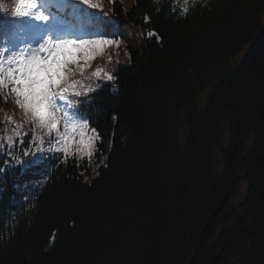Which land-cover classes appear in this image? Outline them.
<instances>
[{
    "label": "trees",
    "instance_id": "obj_1",
    "mask_svg": "<svg viewBox=\"0 0 264 264\" xmlns=\"http://www.w3.org/2000/svg\"><path fill=\"white\" fill-rule=\"evenodd\" d=\"M100 1L145 36L87 110L106 164L0 213V264H264V0Z\"/></svg>",
    "mask_w": 264,
    "mask_h": 264
},
{
    "label": "snow or ice",
    "instance_id": "obj_2",
    "mask_svg": "<svg viewBox=\"0 0 264 264\" xmlns=\"http://www.w3.org/2000/svg\"><path fill=\"white\" fill-rule=\"evenodd\" d=\"M57 3L63 6L69 4L70 0H57ZM81 3L97 7L92 0H81ZM47 4L48 0H41L39 5L37 0H15L12 16L30 19H0V93L11 97L15 106L28 115L29 123L34 128L43 130V134L49 137L47 147L44 145L43 135H33L28 141L19 138L13 141L9 138L8 142L0 144L3 149L0 151V193L4 192L6 173L12 172L17 165L18 174H31L46 181L54 160L66 163L69 156L74 155L71 146L75 133L78 128L87 129L91 119L87 109L95 98L89 96L88 92L95 90L81 92L76 83H68L66 76L74 71L68 65L77 64L82 74L88 61L93 58L88 55L89 47L101 48L114 43L112 39L57 35L62 21L47 11ZM71 7L78 10L76 15L80 18V30L86 36L114 38L117 35L111 20L105 19L100 12H89L79 4ZM178 12L179 10L177 14ZM148 35L159 38L156 32ZM116 44L118 46V42ZM81 52L84 65H80L79 61ZM93 75L97 78L106 76L109 81L113 79L112 74L104 73L100 68ZM80 96H84V99H77ZM61 123L63 128L60 127ZM91 132L93 135L87 139L81 132L79 141L88 148L89 157L97 155L99 151L95 149L94 140L101 139L102 142L94 127ZM17 145L23 146L22 155L30 157L29 159L15 156ZM48 153L53 155L49 156ZM56 153L60 155L57 156ZM14 186L17 189L20 187L19 184ZM22 199L27 201V195L23 194Z\"/></svg>",
    "mask_w": 264,
    "mask_h": 264
},
{
    "label": "rangeland",
    "instance_id": "obj_3",
    "mask_svg": "<svg viewBox=\"0 0 264 264\" xmlns=\"http://www.w3.org/2000/svg\"><path fill=\"white\" fill-rule=\"evenodd\" d=\"M91 39H112L114 40V43L112 45H105L101 48H95V47H89V56L93 57L88 61V66L84 67V71L81 74L79 71L78 74V81L77 85L79 86V91L84 92V90L81 87L82 82L84 80H89V89H95L98 87L99 83L98 80H104L109 81L106 79V76H101L100 78H97L93 75L95 70L97 68H100L103 70L104 73L112 74L114 70L121 65H125V63L128 62L129 57H127V53L125 51L129 50V47L122 48L120 46L119 42L115 38L111 37H101V38H91ZM118 42V46L116 44ZM84 58L80 60V65H84ZM2 97L7 101L3 104H1V121H0V144H4L9 141V138H12L13 141L16 139H22L25 140L26 135L28 132L33 128V126L29 123L28 115L25 114V112L19 108H17L14 104V101L11 97H5L4 93H1ZM83 123V122H78ZM14 125L16 126L14 128ZM61 128H63V124L60 125ZM84 133V138L87 139L88 137L92 136L93 133L91 132V127L87 129L84 128H78L75 136H74V142L71 146V151L76 154L79 158L83 157H89L88 156V148L82 146L79 141L81 139L80 133ZM26 133V135H25ZM44 139V145L47 147L49 137L46 136ZM97 142L98 139L94 140L95 149L97 148ZM22 145L16 146V157L20 159L27 160L30 157H24L22 155ZM3 149L0 148V151ZM39 154V153H38ZM53 153H48V155H51ZM93 158V161L95 160V155L89 157ZM106 164V156L102 155L99 159V162H94L92 166V173L95 176L97 173V166L105 165ZM90 177H87L89 179ZM247 184L242 182L238 188H237V194L234 198L233 205H238L241 202H243L245 195L247 194Z\"/></svg>",
    "mask_w": 264,
    "mask_h": 264
},
{
    "label": "bare ground",
    "instance_id": "obj_4",
    "mask_svg": "<svg viewBox=\"0 0 264 264\" xmlns=\"http://www.w3.org/2000/svg\"><path fill=\"white\" fill-rule=\"evenodd\" d=\"M38 201L34 204L33 207L28 209V212L29 211L30 212H34L35 211V207H36ZM5 211L8 212L7 216H6L8 218L7 222H9V221L13 222V226L9 227L12 230H15L17 228V226L20 225V224H17V221L22 220L28 214V212L25 213V212H20V211L14 210L12 208V206H11V201L10 200H7L5 205H0V212H2V214H5Z\"/></svg>",
    "mask_w": 264,
    "mask_h": 264
}]
</instances>
